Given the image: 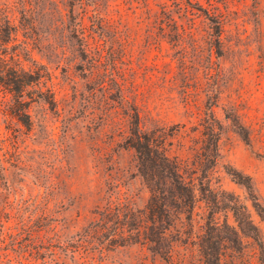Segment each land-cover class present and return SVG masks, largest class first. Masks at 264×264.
Listing matches in <instances>:
<instances>
[{"label": "rangeland", "instance_id": "1", "mask_svg": "<svg viewBox=\"0 0 264 264\" xmlns=\"http://www.w3.org/2000/svg\"><path fill=\"white\" fill-rule=\"evenodd\" d=\"M187 1L0 0V27L20 21L30 27L10 39L0 31V53L29 43L32 59L50 72L57 99L56 107L33 103L27 128L0 95V146L26 162L12 167L11 178L21 194L20 223L32 211L37 242L13 229L14 243L3 247L15 260L25 253L20 264H208L199 243L216 239L201 228L213 212L222 224L216 264H264V0H190L205 12ZM25 9L31 14L23 19ZM97 9L103 17H96ZM101 20L108 21L103 50L77 64L88 68L99 60L95 75L103 87L75 67L78 46L71 30L81 24L93 35ZM59 41L69 45L66 59L52 45ZM134 105L141 126L163 128L168 155L204 182L192 226L177 222L181 239L169 260L142 243L93 253L80 244L111 195L139 210L148 202L136 153L124 143ZM211 123L221 128L219 156L204 169L197 162L214 147ZM236 171L251 177L253 190L237 180Z\"/></svg>", "mask_w": 264, "mask_h": 264}, {"label": "trees", "instance_id": "2", "mask_svg": "<svg viewBox=\"0 0 264 264\" xmlns=\"http://www.w3.org/2000/svg\"><path fill=\"white\" fill-rule=\"evenodd\" d=\"M188 4L197 11L205 12L202 5L195 7L188 0ZM186 13L192 12L189 7ZM31 9L20 11L24 19L31 14ZM167 12V13H166ZM168 10L165 11L169 20ZM96 17H103L101 11L97 9ZM208 15L209 13H205ZM61 18L63 14L60 12ZM167 18V17H166ZM165 18H161L164 20ZM63 28L64 24L60 22ZM59 25V27H60ZM108 21L99 23L100 31L97 33L84 25H75L71 28L77 37L78 51L74 62L76 68L84 70L89 75L91 82L97 80L98 86H104V80L96 78L97 65L99 60L95 59L88 68L82 64H77V59L82 60L93 52L102 51V45L107 38ZM29 24L20 21V25L11 27L6 23L0 27V31L5 32L8 39L14 34L17 36L20 29L28 30ZM63 32V31H62ZM95 34V35H94ZM64 37V35H63ZM7 40V39H6ZM4 40V42L6 41ZM8 41V40H7ZM219 43V39L216 40ZM54 49L62 54L65 59L69 45L65 41L52 44ZM29 43L23 42L19 50L12 54L0 53V95L6 98L10 114L27 128L32 126L30 107L33 103L43 102L50 107L57 106L56 93L52 85L50 72L43 64L36 63L30 56L27 48ZM25 51L27 53H25ZM27 62V63H26ZM28 62L31 64L28 65ZM95 78V79H94ZM129 127L125 133L124 143L126 148L133 149L137 157L138 173L147 185L150 196L144 209H136L125 197L111 195L107 204L97 211L98 218L94 220L81 234V247L87 252H103L107 246H123L134 243L146 244L149 249L160 257L169 260L173 256L175 244L180 241L181 235L177 222L183 220L192 226L198 195L204 191L202 177L196 176L197 171L191 170L186 175L188 165L176 158H172L167 153V133L163 128H153L145 130L141 126L140 113L137 106L131 108ZM214 119L213 116L211 117ZM215 122V121H214ZM217 123V122H216ZM219 124V123H217ZM212 124L210 132L216 137L214 147L210 153H201V158L197 162V167H213L219 156L218 139L220 126ZM218 130V131H217ZM26 162L23 159H15L14 154L6 149L3 152L0 146V264H20L23 263L24 254H19L15 260L9 251H5L3 244L10 245L15 241V227L30 234V241L35 245L36 236L30 228L33 225L32 211H28V216L20 223L22 207L19 206L20 191L11 178L12 167H24ZM203 169V170H204ZM233 175L242 182L248 190H253L251 177L238 171ZM213 212L206 218V222L201 225L204 234L216 236L215 240L205 238L199 243V251L205 263L216 264L220 262L221 223ZM246 224L250 221L247 213H241ZM183 216V217H182ZM10 221L13 225L6 226ZM80 249H76L78 252ZM80 252V251H79Z\"/></svg>", "mask_w": 264, "mask_h": 264}]
</instances>
